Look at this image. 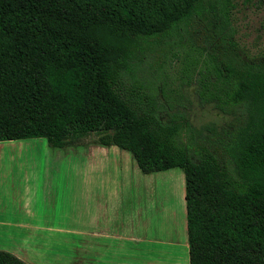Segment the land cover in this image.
Returning a JSON list of instances; mask_svg holds the SVG:
<instances>
[{
    "label": "trees",
    "instance_id": "obj_1",
    "mask_svg": "<svg viewBox=\"0 0 264 264\" xmlns=\"http://www.w3.org/2000/svg\"><path fill=\"white\" fill-rule=\"evenodd\" d=\"M235 1L0 0V142L93 136L143 174L180 169L189 264H264V52L243 55ZM176 50L179 86L221 128L191 126V99L155 74Z\"/></svg>",
    "mask_w": 264,
    "mask_h": 264
},
{
    "label": "rangeland",
    "instance_id": "obj_2",
    "mask_svg": "<svg viewBox=\"0 0 264 264\" xmlns=\"http://www.w3.org/2000/svg\"><path fill=\"white\" fill-rule=\"evenodd\" d=\"M235 4L232 25L243 55L252 57L263 53L264 0H236ZM174 53V57L169 55L162 64L161 72L155 74L169 81L170 89L191 99L192 107L187 111L191 126L198 130L206 126L221 128L230 117L218 112L212 104L199 107L194 84L187 86L181 80L179 86L185 63L181 50ZM182 135L186 137L184 131ZM93 140V136L87 137L78 146L58 149L50 147L43 138H33L18 140L22 146L10 147L42 150L51 156L44 158L50 164L41 166L39 174L45 177L47 189L51 184L52 191L41 199L45 203L44 213L37 219H31L30 224L39 223L43 228L53 226L72 232L69 235L53 233L55 237L32 239L30 243L25 239L22 242L21 239L0 238V244L22 250L18 256L29 264H89V259L99 260L101 255L97 254L96 248L104 249L106 240L98 236L109 230L112 220L116 232H120L123 224L125 261L135 264H189L183 172L175 168L143 174L130 153L115 146L96 145ZM118 166L127 171L121 168L122 172L117 175L115 170ZM117 176L120 177L118 181ZM11 177L8 170H0V181H8ZM115 184L122 198L119 208V201L114 204L107 196ZM110 208L112 217L107 216ZM1 220L6 219L0 217ZM89 236L94 254L89 248ZM107 259L114 261V255Z\"/></svg>",
    "mask_w": 264,
    "mask_h": 264
},
{
    "label": "crops",
    "instance_id": "obj_3",
    "mask_svg": "<svg viewBox=\"0 0 264 264\" xmlns=\"http://www.w3.org/2000/svg\"><path fill=\"white\" fill-rule=\"evenodd\" d=\"M17 142L19 141L0 142V170H8L12 176L8 181H0V211H3V214H0V217L6 219L0 221V227L6 228L2 230L0 229V238L21 239L22 242H24L23 239H25L26 243H30V240L32 239L55 237L53 233L64 232L66 235L71 234L72 230L63 231L62 229H57L53 226L43 228V226L38 225L39 223L30 224L31 219H37L44 213L43 209L45 207V203L41 199L47 196V192L52 191L51 184L50 188L47 189L45 177L43 175L40 176L39 174L40 170H42L40 169L41 166L50 164L49 161L45 162L44 158H49L51 156L46 155L50 153H46L42 150L24 148L11 149L10 147L13 146H22V142ZM108 166L113 169L111 165ZM121 168L122 167L119 166L116 168L115 172L117 175H120L122 172ZM122 169L125 172L127 171L124 167ZM14 171L15 175H13ZM116 178L117 181L120 179L119 176ZM58 186L60 187V183ZM107 196L113 200L112 202L114 204L119 200H122L118 193L117 184H115L113 190L109 191ZM120 201L117 203L118 208L121 204ZM118 208L116 217L119 220ZM15 216L18 218H15ZM107 216L112 217L111 208L107 212ZM19 220L26 222L19 223ZM14 221L17 223H12ZM113 226L114 221L111 220L109 230L98 236L106 240L104 242L106 248L104 247V249L100 250V248L97 247V254H100L101 256H98L100 258L97 261L93 258V260L89 259V264H135L124 260V254L126 253V241L124 239L123 224L121 223L120 232L118 230V232H116ZM186 246L188 249L187 242ZM89 248L94 254L95 249L90 241V236ZM0 251L11 253L18 258V254L22 253V250L19 251L17 248L9 249V246H4L2 244H0ZM111 255H114V261H109L107 259V257ZM21 260L24 261L23 259ZM25 263L29 264L27 262Z\"/></svg>",
    "mask_w": 264,
    "mask_h": 264
}]
</instances>
